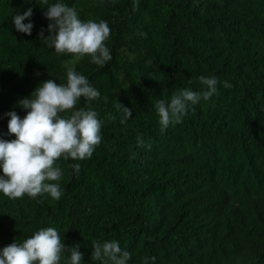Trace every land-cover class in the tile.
<instances>
[{
    "label": "trees",
    "instance_id": "16d2710c",
    "mask_svg": "<svg viewBox=\"0 0 264 264\" xmlns=\"http://www.w3.org/2000/svg\"><path fill=\"white\" fill-rule=\"evenodd\" d=\"M55 3L107 22L103 67L41 40ZM29 8L31 35L13 25ZM68 67L100 93L76 110L97 113L102 141L91 158L57 160L59 200L0 193V249L53 227L81 264H103L92 243L110 241L127 264H264V0H0V139H15L6 114L26 115L18 101L48 79L66 83ZM201 75L218 79L217 94L162 131L155 105L204 90Z\"/></svg>",
    "mask_w": 264,
    "mask_h": 264
},
{
    "label": "clouds",
    "instance_id": "9594fccd",
    "mask_svg": "<svg viewBox=\"0 0 264 264\" xmlns=\"http://www.w3.org/2000/svg\"><path fill=\"white\" fill-rule=\"evenodd\" d=\"M32 14L29 8L22 15L17 13L13 17V25L18 32L31 35L33 24L23 21ZM44 16L50 21L49 35L45 38L42 29L39 36L58 54H71L77 59L90 56L91 62L100 67L111 60L106 47L111 32L107 22L82 21L75 8L62 3L49 6ZM66 75V83L48 79L39 84L30 96L18 101L19 106L26 110L23 118L15 111L6 114L10 117L8 135H14L15 139H0V170L3 173L0 175V193L9 199L16 200L25 195L35 199L47 194L59 200L63 195L59 184L62 171L56 164L57 160L91 158L102 141V125L97 113L84 108L76 110L81 98L94 100L100 93L91 86L87 77L74 68L68 67ZM198 80L204 90L197 92L184 88L174 93L169 103L160 100L155 105L162 131L170 124L181 123L190 104L195 105L201 98L208 100L217 94L216 77L201 75ZM223 87L231 88L232 85L224 81ZM118 104L129 119L131 110ZM65 112L71 114L62 117L61 113ZM138 145L145 146L141 138H138ZM146 147L150 150L151 144ZM72 168L79 172L80 165L74 164ZM65 253L69 254L65 264H81L83 254L76 247H67L55 228H41L22 242L14 240L0 249V264H61ZM91 259L103 264H127L131 253L122 251L117 241L93 242ZM150 259L155 261V257ZM143 264H149V258L146 257Z\"/></svg>",
    "mask_w": 264,
    "mask_h": 264
}]
</instances>
